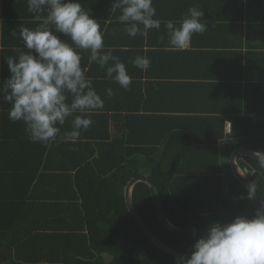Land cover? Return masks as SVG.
<instances>
[{
    "label": "trees",
    "instance_id": "1",
    "mask_svg": "<svg viewBox=\"0 0 264 264\" xmlns=\"http://www.w3.org/2000/svg\"><path fill=\"white\" fill-rule=\"evenodd\" d=\"M99 1V17L94 18L101 24L105 40L114 29L123 32L124 25L119 23L121 12L111 11L115 0ZM163 1L153 0L155 18L179 23L187 15H174ZM232 1L239 3L238 9L227 8L231 13L236 10L240 18L228 20L251 23L264 14V0ZM257 1L259 9L254 7ZM259 21L257 32L264 36V18ZM161 29L166 31L163 24ZM114 45L115 55L125 59L133 53L131 59H135L137 52L130 48H137L138 42ZM4 46L0 62L6 66V59L14 52ZM106 46L105 52L110 49ZM258 49L232 56L237 60L238 74L228 77L231 82L198 85L207 89L201 90V96L217 98L219 105H195L174 115L141 113L139 104L133 108L105 105L92 113L90 130L82 132L74 145L59 140L48 146L32 143L25 125L9 119L12 105L4 102L2 90L10 76L2 74L0 264H178V259L152 244L127 208L125 187L141 174H147L155 184L168 220L179 228L227 224L237 217L253 219L255 205L233 174L230 157L239 148L264 153V46ZM85 57L90 55L86 52ZM86 75L91 78L92 74ZM92 82L103 100L108 99L104 89L118 85L101 83L97 78ZM134 89L141 96V88ZM227 121L231 124L228 133ZM111 123L120 134L112 137ZM66 129L64 126L62 132ZM224 143L226 162L221 151ZM237 162L251 182L258 181L257 195L264 202V168L248 157ZM50 164L54 166L49 168ZM7 200L16 201L20 212L26 205L37 206L43 213L2 215ZM132 200L150 231L183 256L190 257L198 239L207 235L183 236L166 229L145 183L135 185Z\"/></svg>",
    "mask_w": 264,
    "mask_h": 264
},
{
    "label": "clouds",
    "instance_id": "2",
    "mask_svg": "<svg viewBox=\"0 0 264 264\" xmlns=\"http://www.w3.org/2000/svg\"><path fill=\"white\" fill-rule=\"evenodd\" d=\"M28 11L37 26H20L11 33L23 47H15L14 55L6 59L10 77L4 84V102L12 105L9 119L25 125L27 138L35 144L48 146L52 142L76 144L82 132L90 130V118L96 110L105 108L92 79L82 66L81 53L89 52L90 62L106 69L107 79L121 88L131 90L132 77L125 63L105 52L101 24L90 12L74 0H27ZM121 12L119 23L129 37H147L150 30L166 28L168 43L182 50L190 46L193 36L208 31L205 13L199 7L189 9L179 26L174 21H161L153 0H115L112 13ZM118 30H113L116 35ZM70 39L68 40L63 38ZM161 42L164 37H160ZM134 67L147 71L151 60L146 56L130 59ZM107 97L116 93L108 88ZM71 119L70 131L62 128ZM75 151L76 149H71ZM264 168V153H254ZM258 181L249 185L248 199L257 193ZM178 264H264V202L255 218L237 217L232 223L210 226L206 236L198 239L190 257H178Z\"/></svg>",
    "mask_w": 264,
    "mask_h": 264
},
{
    "label": "crops",
    "instance_id": "3",
    "mask_svg": "<svg viewBox=\"0 0 264 264\" xmlns=\"http://www.w3.org/2000/svg\"><path fill=\"white\" fill-rule=\"evenodd\" d=\"M166 1H163L162 5H168L169 10L173 11V14L177 16L185 12L188 15L190 8L199 7L205 13L204 20L208 22V31L203 35H194L190 46L182 50L175 49L169 45L165 29L156 30L155 32L150 31L147 37H141L140 40L127 37L128 35L125 32L119 31L116 32V35L112 33L106 35L104 41L107 43L106 47H110V49L116 47L114 44L138 42L137 48L131 46L133 48L130 49H135L137 52L136 56H146L149 58L151 66L147 71L142 70V74L137 77L136 74L140 69L130 65L131 63L127 64L135 54L130 53L127 58L123 59L119 53V55L113 53V55L119 56L121 62L125 63L128 74L133 75L132 79L134 83L131 85V90L128 91L118 85L111 84L110 86H112L116 95L111 99L104 100L105 105L111 106L117 104L119 107L133 108L139 104L141 113L155 115L158 113L169 115L186 113L187 109L195 105L213 108L215 107L213 104L219 105L218 99L214 97L208 99L206 96H201V90L207 89L200 88L198 85H203V83L229 82L230 78L228 80V77H235L237 73L235 72L237 60L232 59V56H238L240 52L244 55L249 49L257 50L259 47L264 46V36H261L257 32L259 27L257 25H261L259 19L264 18L263 13H260L258 21L254 20L251 23L246 20L236 22L228 20L232 16L240 18L236 10L234 13H231L232 10L227 8L238 9L239 3L233 4L232 0ZM77 2L81 3L90 12L91 18L99 17L102 6L99 0H77ZM259 3L260 1H257L254 7L259 9ZM214 8L221 10L216 11ZM20 26L33 29L37 26L33 15L28 11L27 0H0V50H4V45L11 49V51L15 47H23L19 39L11 37V33L14 30L18 31ZM161 36L164 37L163 42L160 40ZM63 39L71 43L70 39L66 37ZM81 54L83 56L82 66H85L86 72H91V79L97 78L101 83L110 84L114 82L107 79L106 69H101L98 64L90 62L85 57L86 52ZM12 55L10 54L9 56ZM87 55H90V53L87 52ZM2 74L10 76L8 65L5 66L1 61L0 82L3 79ZM223 76L224 80L220 79ZM225 76L227 79H225ZM135 87L141 88V91H139L141 92V96L134 89ZM106 90L104 89V94L107 92ZM2 103L3 100L0 99V104ZM0 108L2 107L0 106ZM122 113H125V110ZM228 123L230 122L227 121L226 124ZM71 125L72 121L70 119L65 125L67 131ZM111 125L112 137L120 134L117 128H115L116 124L111 123ZM226 131L228 133L227 128ZM222 145L226 146V143ZM49 166H51L49 168H52L54 165L50 164ZM5 194L8 196L6 192ZM5 206L6 212L2 215H41L43 213L37 206L30 207L26 205L21 207L20 212L16 201L12 200H7ZM52 210L54 211V209ZM47 212L49 215L50 210Z\"/></svg>",
    "mask_w": 264,
    "mask_h": 264
},
{
    "label": "water",
    "instance_id": "4",
    "mask_svg": "<svg viewBox=\"0 0 264 264\" xmlns=\"http://www.w3.org/2000/svg\"><path fill=\"white\" fill-rule=\"evenodd\" d=\"M254 153H257V152L249 150L247 148H239V149H236L230 157V165H231L233 174L247 188L248 192H249V185L252 182L248 178L247 174L239 167L237 160L241 157H248V158L258 161V158L254 155ZM137 183H145L150 188L155 209L157 211L160 221L162 222V224L164 225L166 229H168L169 231L175 234L183 235V236H196V235H203V234L208 233V230L210 227L199 228V229H183V228H179L173 225L168 220L164 212V209L160 201L159 193H158V190L155 184L151 181V179L147 175H144V174L138 175L132 178L125 187V202H126L129 212L134 216L135 221L137 225L139 226V228L142 230L144 235L152 242V244H154L159 250L169 255L174 256L176 259H178V257L180 256H183L182 254H180L173 248L169 247L168 245L160 241L150 231V229L146 226L145 222L143 221L142 217L139 215L138 211L135 208L133 200H132V192ZM252 201L255 205L256 212H257V210L261 208V202L259 200L257 193L252 198ZM221 225H226V224H221Z\"/></svg>",
    "mask_w": 264,
    "mask_h": 264
},
{
    "label": "rangeland",
    "instance_id": "5",
    "mask_svg": "<svg viewBox=\"0 0 264 264\" xmlns=\"http://www.w3.org/2000/svg\"><path fill=\"white\" fill-rule=\"evenodd\" d=\"M225 148H226V146H224V145L221 146V151L223 152L222 160L226 162L228 157L225 156V153H226Z\"/></svg>",
    "mask_w": 264,
    "mask_h": 264
},
{
    "label": "built area",
    "instance_id": "6",
    "mask_svg": "<svg viewBox=\"0 0 264 264\" xmlns=\"http://www.w3.org/2000/svg\"><path fill=\"white\" fill-rule=\"evenodd\" d=\"M226 128H227L228 132H230V129H231V124H230V123H228V124H227V126H226Z\"/></svg>",
    "mask_w": 264,
    "mask_h": 264
}]
</instances>
